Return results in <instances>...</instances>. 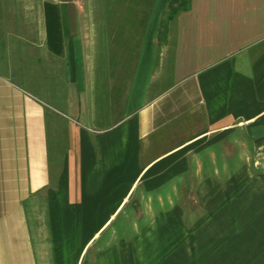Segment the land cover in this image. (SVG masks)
<instances>
[{
    "label": "crops",
    "instance_id": "0c3cea01",
    "mask_svg": "<svg viewBox=\"0 0 264 264\" xmlns=\"http://www.w3.org/2000/svg\"><path fill=\"white\" fill-rule=\"evenodd\" d=\"M89 1L0 6V264H264V0Z\"/></svg>",
    "mask_w": 264,
    "mask_h": 264
},
{
    "label": "rangeland",
    "instance_id": "374dc122",
    "mask_svg": "<svg viewBox=\"0 0 264 264\" xmlns=\"http://www.w3.org/2000/svg\"><path fill=\"white\" fill-rule=\"evenodd\" d=\"M15 5L12 6V2L10 0H0V6L5 7L6 9L15 7V9L20 10V14L22 15V19H28L26 16L29 10H33L35 14L39 16V10L42 7L43 0H13ZM97 0H90L89 3H96ZM26 11V12H25ZM24 13L26 14L24 17ZM27 21V20H26ZM20 82L27 86V79H20Z\"/></svg>",
    "mask_w": 264,
    "mask_h": 264
},
{
    "label": "trees",
    "instance_id": "16d2710c",
    "mask_svg": "<svg viewBox=\"0 0 264 264\" xmlns=\"http://www.w3.org/2000/svg\"><path fill=\"white\" fill-rule=\"evenodd\" d=\"M45 13H46V22L48 26L49 32L51 29H59L60 28V15L59 8L56 4L46 2L45 3Z\"/></svg>",
    "mask_w": 264,
    "mask_h": 264
}]
</instances>
